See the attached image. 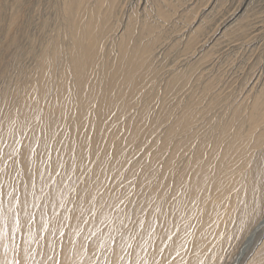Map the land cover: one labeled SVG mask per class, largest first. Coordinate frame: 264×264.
<instances>
[{"label": "bare ground", "instance_id": "bare-ground-1", "mask_svg": "<svg viewBox=\"0 0 264 264\" xmlns=\"http://www.w3.org/2000/svg\"><path fill=\"white\" fill-rule=\"evenodd\" d=\"M127 1L65 0L69 19L68 31L64 33L63 41H59L58 37V42L42 49L38 59L39 73L37 70V75L34 72L37 78L27 86L23 85L21 93L31 102L24 101L15 110L13 108L17 104L14 103L10 107L12 110L8 109L5 114L3 112L0 122L3 141L6 142L3 147L11 152L13 148L19 147H13V144L20 138L10 137L13 129L25 132L27 124L29 125L28 119L32 117L37 121L38 110L43 107V116L37 126L30 128L32 123L28 126L29 130L27 129L29 134L26 132L29 146L26 154L32 157L31 163L36 167L33 178L28 182L25 180L26 173L17 175L14 170L11 180L13 184H19L23 193L19 196L25 205L32 191L42 190L43 195V190L46 189L43 195L45 197L51 190L49 184L41 185V181L45 180L44 168L61 164L63 170L64 164H67L68 173L73 178L76 175L87 192L92 184L97 183L98 189L94 195L100 196V191H103L105 197H109L112 192L108 191L109 187L107 189L106 183L109 180H120L117 176H122L126 170L124 167H127V171L132 168L129 170L132 173H128V176L134 177L145 167L139 165L140 162L148 159V162H143L149 164L151 159L152 170H142L145 172L136 180L141 191L138 197L141 201L139 206L134 204L138 208L135 207L137 211H133L143 214L139 215L140 218L136 216L138 218L135 220L145 232V238L142 236L143 245L139 242L141 234L132 231L135 237H131L126 249L121 250L127 251V256L130 254L136 262L140 261L139 264H165L166 257L162 258L170 251L172 253L171 249L178 247L180 242H175L184 233V245L188 244L187 247H182L183 253L180 254L188 255L182 260L184 264H192L199 258H206V264H213L214 259H221V253L231 240V223L238 212L236 210L239 203L242 200L244 202L243 219L257 211L256 201L263 189L262 181L252 178L251 175L249 178L246 173H252L250 162L256 148L264 146V128H261L264 126V91L256 94L253 107H246L245 110L251 111L246 115H242L241 105L232 107L225 104L222 107L220 100H211L207 104L206 99L205 102L193 89L195 64L172 72L162 88L160 68L155 66L160 56L159 52L155 53V42L159 40L158 29L162 26L155 24L151 17L141 20L140 23L131 16L124 25L125 33L117 42L115 38L111 39L113 35H108L109 29L113 27H110L112 21L114 22L113 18L123 11ZM154 1H157L155 10L151 11L157 19L169 20L173 17L175 6L169 0ZM145 4L144 7L140 4V9L143 7L142 10H146ZM214 8L209 10V14ZM193 44H196V37L191 39L188 46L193 49ZM58 59L62 64L60 75L54 74ZM165 95L173 98L172 103L164 106L167 111L163 116L162 112L154 114L151 110L154 107L161 108L160 105L166 99ZM136 105L138 108H135ZM3 108H7L6 104ZM156 117L160 118L163 125L169 122L163 132L158 130V123L156 127L149 126L150 120ZM137 118H141L144 123L140 128L133 125L134 121L139 120H135ZM21 120L27 124H23ZM79 137L83 139L80 140ZM29 138L35 144L31 145ZM46 139L51 140L48 146H44ZM112 139H117V142ZM66 140L68 145H64ZM34 145L35 150L32 151ZM143 148L144 152L138 150ZM160 149H164V154L158 151ZM51 174L50 177L53 178ZM1 176L3 172H0V178ZM125 188L128 189L123 185L122 190ZM127 192L123 198L128 197ZM128 212L129 210L126 213ZM130 215L131 213L128 216ZM132 220L134 223V219ZM188 220L194 224L195 232H183L188 228ZM261 222H264V218L250 229L244 239V244L248 245L244 246L245 250L254 243L260 232L258 229ZM116 247L118 251V244ZM244 253L239 255L238 260ZM175 260L179 261L177 257Z\"/></svg>", "mask_w": 264, "mask_h": 264}, {"label": "rangeland", "instance_id": "rangeland-1", "mask_svg": "<svg viewBox=\"0 0 264 264\" xmlns=\"http://www.w3.org/2000/svg\"><path fill=\"white\" fill-rule=\"evenodd\" d=\"M129 1L130 0L124 4V9L120 12L121 14L119 13L113 18V25H110V27H113L109 29L110 32L108 35H115L114 37L112 36L111 39L114 40L115 38L117 42L121 35L125 33L124 25L131 16L133 19L140 21V23L147 17H151L155 24L162 26L158 29L159 40L156 41L157 43L155 42V53H160L155 66L158 69L160 68L159 77L162 82V88L165 87V81L172 75V72H177L187 66L195 64L196 69L193 72V89L196 91L197 95L204 98V101L206 99L207 104H209L211 100H220L221 102H219V104L222 105V107H224L225 104L232 105V107H239V105H241L242 115L251 112L248 109L245 110L246 107H253L256 94H260L264 91V28L259 26L258 22L261 19L260 16H249L247 9L238 13H229L225 15L226 0H212V3H208V0H169L170 3L175 6V8H173L174 13L173 17H170L169 20L163 18L167 22L164 23L165 20H161V18L157 19L152 14V11L155 10L157 1L131 0V3L134 5L132 8L129 7ZM138 1L141 2L139 3ZM140 4H145L147 9L145 8L146 10H142L144 5L142 9H140V6H142ZM215 4L217 5L213 6ZM65 5V0H0V122L3 117V112L5 114V112L10 109L11 105L17 104L16 107L13 108L15 110L19 105L23 104L24 101H28V103L31 102L25 94L23 95V93H21L22 89L24 86H27L29 82L37 78L36 75L39 73L38 59L42 49L53 44L56 39L58 40V37L59 41H63L64 33L68 31L67 25L69 23ZM212 7L215 8L212 13L209 14ZM141 10L143 15H141ZM218 30H222V32L219 33ZM252 31L254 33H252ZM249 32L252 35H250ZM193 37H196V44H193V49H191L188 44ZM60 63L58 59L56 61L58 66L56 65L54 74L60 75L59 72L62 71V69L60 70V68H62V64ZM56 77L55 79H57ZM19 84H22L21 88ZM25 97L27 99H24ZM165 97L166 99L160 105V109L154 107L151 110L154 114L156 113L158 115L162 112L161 115L163 116L166 113L167 110L164 106H168L172 103L173 98H169L168 95H165ZM4 104H6L7 108H3ZM42 108L38 110L39 114L36 116V119H39L37 121L30 117V122L28 117H25V120L28 119L29 125L33 123L32 126H29L27 122L21 120L23 124L25 122L27 127L29 126L30 128L37 126L43 116ZM135 108H138V105H136ZM149 111H147V113H149ZM138 119L139 118L135 120ZM157 123L158 126L160 125L158 130L160 129L162 132L164 131L163 128L169 124V122H166L167 124L164 123L165 125H163L162 122H160V118L156 117L154 120H150L149 126L152 128L156 127ZM142 124L144 125L141 118L137 122H133V125L138 128H140ZM27 127L25 132H22L21 129L20 131L13 129L10 137L15 139V137L18 136L21 139L17 138L15 140L13 147H19L13 148L11 152H8L5 146L3 147V145H6V142L3 141V133L0 129V172H3V176L0 178V192L3 193L5 205L8 207L13 206L17 197L21 201L22 199L19 195H23L19 184H13L11 180L13 171L15 170L14 173H18L17 175L22 172L26 173L25 180L29 182L32 180L34 170L36 169L31 163L32 157L26 154L29 147L28 141L26 140L29 134L27 132L29 127ZM261 128H264V126H261ZM19 132H21L20 135ZM48 139H46L47 142H45L44 146L50 144L49 142L51 140ZM82 139L83 137L80 140ZM116 140L117 139H112V141L117 142ZM29 141L31 142L30 138ZM32 143L35 144L34 141L31 142V145H33ZM67 143L66 140L64 145L69 144ZM7 148L10 149V146L7 145ZM34 150L35 145L32 147V151ZM138 150L144 152L145 149ZM158 151L164 154V152H162L164 149ZM6 154L8 155L6 156ZM144 160L148 162V159ZM144 160L141 162L138 161V164L140 162L141 164L139 165H142V167L148 166L146 169L145 167L141 169L138 175L135 174V178L128 176L132 173V171H129L132 168H129L127 171V167H124V170L126 169L123 172L124 175L117 176V179H120L118 181L121 182L111 179L106 183L108 185L107 189L109 187L108 191H112L110 193V195H112H109V197H105L103 191H100V196L94 195L98 189L97 183L92 184L88 193L80 183V180L75 177L76 175L73 178L68 173L67 164H64V171L62 170L61 164H58V166L56 165L57 167L49 165L48 169L47 167L44 168V171H46L44 178L47 183L45 180H42L41 185L46 186L49 184L51 190L45 197H43V195L46 189L45 191L43 190V195H41L42 190L32 191L30 199L26 201L25 205L22 201H19L21 217L19 221L20 226H25L32 215H34V220L22 233L17 235L16 243L30 250L31 257L29 259L30 261L34 259L37 264H49L53 256L58 260H67L69 264H139L140 261L138 262L137 260L136 262L134 258H131L130 254L127 256V251L124 252L123 250L129 245L128 243L132 239L131 237H135L133 236L134 233L137 232L139 235L141 234L139 238L140 244L143 243L145 238V232L141 229V225H137L135 221L141 212L138 211V214L134 213L137 211L135 207L138 208L141 201V199L138 198L140 197L139 194L141 191L136 180L142 175V172H145L142 170H146V172L152 170L151 164H153V161L150 159L149 164H146L143 162ZM251 160L250 165L252 166V173L247 172L246 175L249 178L251 175L252 178L259 181L261 180V187L263 188L256 201L258 202L255 209L257 211L243 219L244 202L242 200L239 203L236 210L238 212H236L235 219L231 223V230H233L231 232V240L221 253V259H214L212 262L213 264H236L237 262H240V264H264L263 227L258 229L260 232L254 239L252 246L247 250L244 249V246H246L244 244V239L248 235L250 229L257 225L260 219L264 218V146L259 149L256 148ZM50 174L53 178L50 177ZM62 174H66V176ZM146 174L149 175V173ZM46 176L49 178L47 179ZM7 181L10 182L8 183ZM116 185L118 189H115ZM123 185L128 189L125 188L123 191ZM138 187L139 189H137ZM76 191L77 195H75ZM125 191L129 192H127L128 194L126 195H128L130 199L127 196L123 198L126 193ZM132 194H134L135 197H131ZM122 199L126 200L123 201ZM135 203H137L138 206H136L137 204L134 205ZM124 206L125 208L123 209ZM45 207H47V210ZM128 210L129 212L126 213ZM121 211H123L124 214ZM129 213H131L130 216H128ZM142 215L143 214H141V216ZM3 217V223L10 227L13 223L12 211L5 208ZM94 217L96 218L94 219ZM121 218L123 219V223ZM132 219H134V223L136 224L133 223ZM187 227L188 228L183 232H192V230L195 232L194 224L190 220H188ZM61 229H63V233H61ZM132 231L134 232L133 234L131 233ZM167 234L168 231L165 234V238ZM122 236L124 237L122 238ZM185 236L186 234L183 233L182 238L180 237L181 239H177L175 242L177 244L179 241L183 245L178 243L176 249H171L172 253H170V251V254L168 253L162 258H169L168 260L165 258V264H184L182 260L188 255L183 254V256H180V254L183 253L181 250L188 245H184L186 244ZM184 237L185 240L183 239ZM119 240L121 241L119 242ZM10 242V233L6 232L3 240L0 241V259H3L4 256V247L10 244ZM117 244L119 246L118 251L116 247ZM120 244L122 245L120 246ZM123 244H125V247ZM61 246L63 247V252L60 251ZM246 247H248V245ZM121 248H123V250H121ZM140 253L143 254L141 251ZM241 253L244 254H242V258L238 260ZM168 255H170L171 258ZM175 257H177L179 261L175 260ZM201 263L206 264V258H199V260H195L192 264Z\"/></svg>", "mask_w": 264, "mask_h": 264}, {"label": "snow or ice", "instance_id": "snow-or-ice-1", "mask_svg": "<svg viewBox=\"0 0 264 264\" xmlns=\"http://www.w3.org/2000/svg\"><path fill=\"white\" fill-rule=\"evenodd\" d=\"M208 3H212V0H208ZM129 7H134V5L131 3V0L129 2ZM244 9L248 10L249 16H260L261 19L258 23L261 28H264V0H255V2L254 0H226V11L224 14L228 15L229 13H238ZM141 15H143L142 10ZM5 208H8V210L12 211L13 214V223L10 227L3 223V213ZM33 220L34 215L30 217L28 223L25 226L21 227L19 224V198L17 197L12 207H8L5 205V197L3 196V193L0 192V241L3 240L6 232L10 233L11 241L10 244L4 247V256L3 259H0V264H37L34 259H31L30 261V250L25 249L16 243L17 235L22 233L28 227V225L32 224ZM61 233H63V229H61ZM60 251L63 252L62 246ZM49 264H69V262L63 259L58 260L55 256H53V259L49 262Z\"/></svg>", "mask_w": 264, "mask_h": 264}, {"label": "water", "instance_id": "water-1", "mask_svg": "<svg viewBox=\"0 0 264 264\" xmlns=\"http://www.w3.org/2000/svg\"><path fill=\"white\" fill-rule=\"evenodd\" d=\"M262 226H264V222L261 224L260 228H261Z\"/></svg>", "mask_w": 264, "mask_h": 264}]
</instances>
